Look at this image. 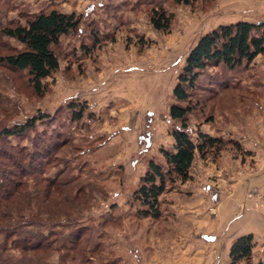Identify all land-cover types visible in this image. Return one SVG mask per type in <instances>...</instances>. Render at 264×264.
<instances>
[{
	"label": "rangeland",
	"instance_id": "rangeland-1",
	"mask_svg": "<svg viewBox=\"0 0 264 264\" xmlns=\"http://www.w3.org/2000/svg\"><path fill=\"white\" fill-rule=\"evenodd\" d=\"M158 8L173 17L169 31H157L151 24V12ZM52 9L75 13L81 23L54 48L60 68L44 81L46 92L34 91L26 71L17 73L0 65V127L24 124L40 115L49 117L38 120L24 136L0 139V149L7 142L28 151L50 147L54 153L45 175L60 176L59 183L76 178L85 183L77 198L73 190L70 195L64 191L67 202L59 207L64 214L54 222V247L61 250L54 252V264H168L163 250L160 261H155L154 245L171 234L187 240L192 231L178 235L158 223L177 224L181 212L173 207L174 201L189 194L179 190V181L169 183L160 198L162 218L153 220L140 215L143 207L133 200V193L149 162L166 169L161 151L174 150L172 133L181 122L171 118L170 109L187 105L174 98V89L190 51L221 25L264 21V0H191L189 4L175 0H0V24H24L30 15ZM19 48L14 39L0 38V53ZM197 83L190 97L194 110L187 120L192 138L197 139V131H202L234 139L242 150L230 144L220 153H197L196 166L210 168L211 163L238 156L254 164L261 153L258 144H264V56L235 70L223 65L209 68ZM81 110L82 119L74 120V113ZM205 172L210 183L215 176ZM255 191L252 188L246 198L255 199ZM208 200L204 201L207 211L216 216L217 207ZM246 204L241 202L239 210ZM74 230L82 236L83 253L75 257L77 251L70 252L63 260L66 251L62 248L71 247L68 233ZM259 237L256 242L254 238L253 264H264V236ZM209 245V253L203 255L206 264L207 253L217 255ZM202 247L205 251V244ZM218 255L221 264H230L226 251ZM215 262L211 264H219Z\"/></svg>",
	"mask_w": 264,
	"mask_h": 264
},
{
	"label": "trees",
	"instance_id": "trees-1",
	"mask_svg": "<svg viewBox=\"0 0 264 264\" xmlns=\"http://www.w3.org/2000/svg\"><path fill=\"white\" fill-rule=\"evenodd\" d=\"M175 2L189 4L191 0ZM172 19V15L163 8L151 12V24L157 31H169ZM80 23V17L75 13L52 9L30 15L24 24H0V38L14 39L20 45L19 49L10 53H0V65L17 73L26 71L34 91L38 95L44 94V81L60 68L54 48L59 45L62 36L76 31ZM261 55L264 56V21L221 25L204 35L190 51L174 89V98L187 102V105H174L170 109L171 118L181 122V126L172 133L174 150L161 151L166 169L156 161L149 162L148 170L132 196L143 207L141 216L153 220L162 218L161 196L169 183H185L191 179L190 170L197 153L201 156L210 150L220 153L230 144H234L238 151L242 150L234 139L213 137L202 131H197V139L192 138L187 124L188 116L194 110L190 101L191 90L197 87L198 79L205 70L221 65L235 70ZM74 115V120H81L83 111ZM48 117L40 115L24 124L1 126L0 139L24 136L38 120ZM212 120L208 119V122ZM7 143L0 149V264H54V252L61 251L54 247V222L64 214L59 207L67 202L66 193L70 195L73 190L77 198L85 189V183L80 178L59 183L60 176L45 175L49 158L54 153L50 147L28 151L20 145ZM68 236L72 239L71 247L62 248L66 251L63 260L70 257V252L77 251L75 257L83 253L81 234L74 230ZM254 247L252 234L236 238L230 247V264H253Z\"/></svg>",
	"mask_w": 264,
	"mask_h": 264
},
{
	"label": "crops",
	"instance_id": "crops-1",
	"mask_svg": "<svg viewBox=\"0 0 264 264\" xmlns=\"http://www.w3.org/2000/svg\"><path fill=\"white\" fill-rule=\"evenodd\" d=\"M93 104L96 106V103ZM242 146L244 147L245 143ZM249 146L252 147V144ZM258 147L257 150L261 153L254 164H250L247 159H241L239 156L222 160V163H211L210 168L200 163L196 166V161L193 163L190 170L192 178L188 181L194 185L189 186L187 182H180L179 190L189 195L180 198L179 202L174 201L173 206L177 208V212H181L177 215L183 216L185 221H180L177 216V224H174V221L158 223V227L167 225L178 235L192 231V236L187 239L190 242L177 237L174 239L172 234L169 237L165 236L166 239L163 237L160 243L154 245L156 262L162 258L161 251L163 250L165 253L163 255H166L165 261L169 262L168 264H203L205 263L203 262L204 252L209 253V244H212L211 248H216L217 255L212 256L207 253L204 260L211 264L215 259V263L221 264L219 251L223 250L229 254L232 243L239 236L252 234L255 242L260 240L259 235L264 236V149L262 150L264 144L260 141ZM208 170L215 176L210 183L207 182L205 172ZM200 181L204 184L200 185ZM252 188L256 190L254 194L258 200L255 198L251 201L248 196L246 198V194ZM208 197L209 200L211 199L209 204L217 207L216 216L207 211L205 199ZM241 202H247V204L246 208L240 211ZM260 203L261 207H259ZM257 206L258 211L255 210ZM203 244H205V251H203Z\"/></svg>",
	"mask_w": 264,
	"mask_h": 264
}]
</instances>
